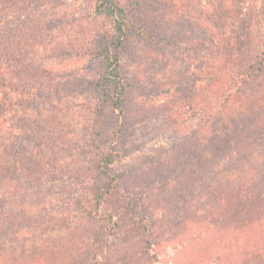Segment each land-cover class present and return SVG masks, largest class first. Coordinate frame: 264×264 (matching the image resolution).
<instances>
[{"label":"rangeland","instance_id":"rangeland-1","mask_svg":"<svg viewBox=\"0 0 264 264\" xmlns=\"http://www.w3.org/2000/svg\"><path fill=\"white\" fill-rule=\"evenodd\" d=\"M117 1L157 42L128 31L123 46L106 263L264 264V70L240 82L264 50V0ZM101 3L0 0V264L91 261L88 84L114 25L91 15Z\"/></svg>","mask_w":264,"mask_h":264},{"label":"trees","instance_id":"trees-1","mask_svg":"<svg viewBox=\"0 0 264 264\" xmlns=\"http://www.w3.org/2000/svg\"><path fill=\"white\" fill-rule=\"evenodd\" d=\"M91 15L94 17L108 16L114 24L113 33L92 51L98 59L100 73L88 84V89L91 91L88 107L91 117V132L86 144L93 157L90 171V197L86 202V212L96 221V227L91 237L92 258L89 264H107L106 251L110 248L111 240L115 235L116 222L114 217L106 211V204L108 199L121 188L123 177L113 168L123 156L120 143L123 124L120 121L131 90V83L123 73L127 63L123 46L128 31H135L139 36L154 42L157 40L154 35L134 24L131 11L126 6L120 5L117 0H102V3L95 7ZM263 70L264 50L241 71V86L246 85ZM6 87V80L2 75L0 65V97L3 100L6 99L3 95ZM7 102L3 101L5 105ZM5 108L7 112L10 111L8 107ZM108 114H112L117 123L109 129H105L102 127V119ZM104 145H107V148L101 152ZM137 201L141 204L139 199ZM142 219L145 220L144 217ZM151 222L147 220V224Z\"/></svg>","mask_w":264,"mask_h":264}]
</instances>
